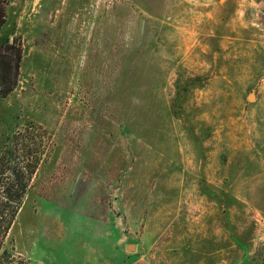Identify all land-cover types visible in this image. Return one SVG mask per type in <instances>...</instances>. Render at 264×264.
<instances>
[{
  "label": "rangeland",
  "instance_id": "rangeland-1",
  "mask_svg": "<svg viewBox=\"0 0 264 264\" xmlns=\"http://www.w3.org/2000/svg\"><path fill=\"white\" fill-rule=\"evenodd\" d=\"M0 41V149L53 141L12 264H264V0H6Z\"/></svg>",
  "mask_w": 264,
  "mask_h": 264
},
{
  "label": "trees",
  "instance_id": "trees-1",
  "mask_svg": "<svg viewBox=\"0 0 264 264\" xmlns=\"http://www.w3.org/2000/svg\"><path fill=\"white\" fill-rule=\"evenodd\" d=\"M6 20V0H0V28ZM22 47L0 41V91L9 94L18 83ZM48 130L29 124L6 138L0 149V264H12L6 247L34 175L52 146Z\"/></svg>",
  "mask_w": 264,
  "mask_h": 264
},
{
  "label": "water",
  "instance_id": "water-1",
  "mask_svg": "<svg viewBox=\"0 0 264 264\" xmlns=\"http://www.w3.org/2000/svg\"><path fill=\"white\" fill-rule=\"evenodd\" d=\"M253 97H254V95L251 94V95H250V99H252ZM129 249H134V246H133V245H130V246H129Z\"/></svg>",
  "mask_w": 264,
  "mask_h": 264
},
{
  "label": "crops",
  "instance_id": "crops-1",
  "mask_svg": "<svg viewBox=\"0 0 264 264\" xmlns=\"http://www.w3.org/2000/svg\"><path fill=\"white\" fill-rule=\"evenodd\" d=\"M47 264H53V263H47Z\"/></svg>",
  "mask_w": 264,
  "mask_h": 264
}]
</instances>
